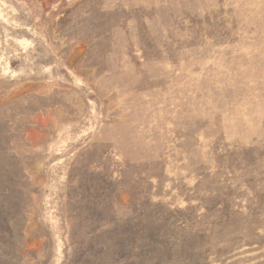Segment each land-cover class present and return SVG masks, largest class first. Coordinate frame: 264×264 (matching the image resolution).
Instances as JSON below:
<instances>
[{
    "label": "rangeland",
    "instance_id": "374dc122",
    "mask_svg": "<svg viewBox=\"0 0 264 264\" xmlns=\"http://www.w3.org/2000/svg\"><path fill=\"white\" fill-rule=\"evenodd\" d=\"M0 264H264V0H0Z\"/></svg>",
    "mask_w": 264,
    "mask_h": 264
}]
</instances>
